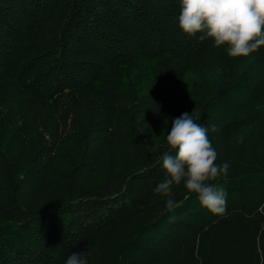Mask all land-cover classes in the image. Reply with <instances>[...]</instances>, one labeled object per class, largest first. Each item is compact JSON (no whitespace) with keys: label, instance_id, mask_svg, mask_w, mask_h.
Instances as JSON below:
<instances>
[{"label":"trees","instance_id":"1","mask_svg":"<svg viewBox=\"0 0 264 264\" xmlns=\"http://www.w3.org/2000/svg\"><path fill=\"white\" fill-rule=\"evenodd\" d=\"M180 2L0 0V264H264V45L189 37ZM193 110L223 215L153 191Z\"/></svg>","mask_w":264,"mask_h":264},{"label":"clouds","instance_id":"2","mask_svg":"<svg viewBox=\"0 0 264 264\" xmlns=\"http://www.w3.org/2000/svg\"><path fill=\"white\" fill-rule=\"evenodd\" d=\"M178 27L200 41L211 39L214 46L227 45L229 57H247L264 45V0H181ZM200 116L185 112L172 121L166 135L168 150L162 155L164 176L153 189L164 197L165 211L175 213L184 200L173 197L174 187L183 184L196 194L202 207L213 214L226 211L227 191L211 183L229 172L230 165L216 163L217 151L208 137L209 129L198 123ZM212 131L216 127L212 126ZM175 150V155L170 154ZM85 253L73 252L66 264H87Z\"/></svg>","mask_w":264,"mask_h":264}]
</instances>
